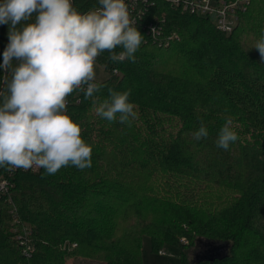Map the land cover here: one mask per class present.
<instances>
[{"label": "trees", "instance_id": "1", "mask_svg": "<svg viewBox=\"0 0 264 264\" xmlns=\"http://www.w3.org/2000/svg\"><path fill=\"white\" fill-rule=\"evenodd\" d=\"M157 1L148 20L158 17L166 36L175 33L178 40L159 47L137 27L142 43L134 63L111 61L107 51L95 62L108 74L94 80L105 86L99 102L109 88L131 89L137 113L131 125L100 117L99 102L94 106L79 91L67 98V114L92 148V167L70 165L52 175L0 167V179L12 186L0 198V264L75 258L143 264V232L153 252L164 244L180 250L169 264H264V62L254 48L264 35V0H250L231 33ZM73 6L83 13L99 4L73 0ZM8 43V25L0 24V64ZM5 74L0 68V79ZM225 117L238 135L227 151L216 145ZM176 120L183 124L173 128ZM201 120L209 134L195 141ZM196 178L233 183L239 194L209 215L182 201L164 204L160 192L177 195L184 180ZM182 240L196 248L216 244L223 252L189 260Z\"/></svg>", "mask_w": 264, "mask_h": 264}, {"label": "clouds", "instance_id": "2", "mask_svg": "<svg viewBox=\"0 0 264 264\" xmlns=\"http://www.w3.org/2000/svg\"><path fill=\"white\" fill-rule=\"evenodd\" d=\"M99 7L80 12L73 0H3L0 24L8 25L9 43L0 68V167L44 169L92 167V148L68 110L75 91L96 106L105 86L94 82L96 58L107 51L114 62H135L142 34L130 20L125 0H98ZM33 13L36 16L33 17ZM23 22V23H22ZM120 47L122 50L116 52ZM254 48L264 62V35ZM131 89H108L96 113L109 122L131 125L136 105ZM201 120L194 140L208 137ZM238 139L231 117H225L216 145L227 151Z\"/></svg>", "mask_w": 264, "mask_h": 264}, {"label": "rangeland", "instance_id": "3", "mask_svg": "<svg viewBox=\"0 0 264 264\" xmlns=\"http://www.w3.org/2000/svg\"><path fill=\"white\" fill-rule=\"evenodd\" d=\"M94 71L96 73L95 80L102 81L105 80L108 74L97 64L94 65ZM183 122L176 120L172 127L178 128L182 125ZM196 141V140H195ZM253 141V140H252ZM201 158V157H199ZM182 187L179 190L180 193L177 195H170L167 191L161 193L162 200L164 204L168 205L170 202H179L182 201L183 204L192 207L195 210L203 212L205 214H215L221 207L225 206V202L229 201L228 199H234L238 193V190H234V184L224 185L223 187L215 185L213 182H208L199 178L196 179H186L182 182ZM170 190V189H169ZM168 190V191H169ZM155 195V194H153ZM235 196V197H234ZM148 213H151L155 216V209L150 208ZM140 241L142 245V261L143 264H169L174 263L176 260H179L176 256L179 254V249H175L166 244L161 248L163 254L153 252L151 250V239L150 235L147 233H142L140 236ZM183 252L186 253L189 260L195 258L197 253H205L209 248L218 246L209 243L200 244L198 248L189 245V242L182 240ZM68 264H102V262L87 260L82 258L71 259L67 262Z\"/></svg>", "mask_w": 264, "mask_h": 264}, {"label": "built area", "instance_id": "4", "mask_svg": "<svg viewBox=\"0 0 264 264\" xmlns=\"http://www.w3.org/2000/svg\"><path fill=\"white\" fill-rule=\"evenodd\" d=\"M167 1L170 2L173 8L180 9L182 12L210 18L216 29L222 33H231L235 30L239 24L241 13L246 11L250 4V0ZM157 3V0H125L130 20L136 22L135 26L142 27L146 36L157 43L159 47H169L173 41L179 39L178 35L174 33L167 37L164 26L160 23L161 20L158 17H154V19L150 21L147 18L148 11L155 7ZM31 169L35 170L37 168L33 167ZM12 170L15 171L17 168L12 167ZM11 187L8 178L0 179V198L3 194H6ZM22 238V236H19V239ZM25 254L28 255V252ZM160 254H163V252H160Z\"/></svg>", "mask_w": 264, "mask_h": 264}, {"label": "water", "instance_id": "5", "mask_svg": "<svg viewBox=\"0 0 264 264\" xmlns=\"http://www.w3.org/2000/svg\"><path fill=\"white\" fill-rule=\"evenodd\" d=\"M210 246L212 245L211 243H209ZM221 252H223V247L221 246H214L213 248H209V250L205 253H197L196 254V258L198 257H202V256H208V255H212L213 253H217L220 254Z\"/></svg>", "mask_w": 264, "mask_h": 264}]
</instances>
